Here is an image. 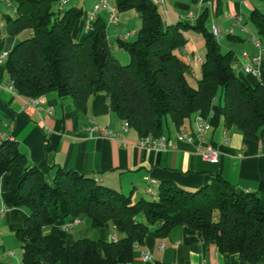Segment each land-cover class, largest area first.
<instances>
[{"label":"trees","instance_id":"obj_1","mask_svg":"<svg viewBox=\"0 0 264 264\" xmlns=\"http://www.w3.org/2000/svg\"><path fill=\"white\" fill-rule=\"evenodd\" d=\"M8 1L14 16L5 14L7 37L26 32L4 59L8 83L17 94L36 98L53 91L85 112L92 95L105 93L110 111L139 137L163 135L165 116L177 130L192 115L207 119L217 101L226 129L235 127L251 140L264 131V72L254 85L237 76L235 55L220 51L207 26L206 8L193 23L165 24L154 0H116L117 11L135 9L141 22L133 40L116 39L130 57L122 64L112 55L106 22L99 13L83 38L76 39L82 8H64L61 0ZM249 18L264 45V13L253 8ZM187 30L200 33L204 40L196 87L188 83L190 66L177 53L188 41ZM4 174V206L28 210L14 232L22 264H126L147 234L165 236L175 226L199 232L221 253L264 264V194L233 190L219 174L193 191L163 182L156 199L133 201L130 194L75 170L58 168L46 176L28 162L16 141L3 139L0 176ZM81 217L95 229L112 224L122 236L80 238L66 245L62 238L44 233L58 221Z\"/></svg>","mask_w":264,"mask_h":264},{"label":"crops","instance_id":"obj_2","mask_svg":"<svg viewBox=\"0 0 264 264\" xmlns=\"http://www.w3.org/2000/svg\"><path fill=\"white\" fill-rule=\"evenodd\" d=\"M256 3L255 0H204L203 8L193 3V8L189 10L193 13L192 17L188 16V11L176 8L166 9L162 17L165 24L178 20L193 23L206 8L213 15L209 28L216 25L228 39L243 42L240 35L230 30L238 27L241 34L251 35L245 21H242V25H234L227 14L241 15L244 10L250 12L253 8L259 9ZM182 4L178 0L175 2V6ZM88 13H84L75 27L76 39H82L87 31L84 22ZM5 14L0 11V55L26 35L24 32L14 39L8 38ZM117 17L116 24L121 20L120 16ZM107 22L113 24L108 20V15ZM133 31L137 30L130 32ZM189 31L193 32L184 31L185 35ZM253 36L258 37L252 34L251 39L243 43L241 51L247 52L251 58L260 55V49L252 41ZM201 46H204L202 36L193 43V47ZM190 49L186 43L181 51H177L189 66L193 58ZM241 52L234 54V71L244 83L254 85L259 76L244 71ZM198 58L201 61V57ZM256 67L261 75L264 72L263 57ZM190 71L194 73L191 68ZM195 116L188 117L180 130L193 133ZM206 120L210 129L205 137L218 152L217 163H210L201 156L197 141L176 140L178 130L172 124L166 125L163 134L172 141V147L160 149L141 146V137L136 131L131 128L124 130L123 121L110 111L105 93L92 95L85 112H80L69 97H59L53 91L43 95V102L38 107L33 106L29 97L8 88L4 60L0 61V142L3 139L16 141L28 162L46 176H53L58 168L75 170L93 176L104 186L130 194L133 201L149 199L150 196L153 199L147 192L148 186L155 194L163 182L193 191L209 184L215 174L224 178L233 190L264 194V131L258 139L251 140L235 127L226 129L218 101ZM98 128L104 132L100 133ZM108 132L111 134L108 135ZM6 180V174L0 176V264H22V248L14 232L22 224L28 210L25 207L13 210L4 206L1 193ZM137 218L142 220L141 216ZM64 224L65 220L49 225L44 228V233L62 238L66 245L80 238L111 239L122 236L112 224L103 230L93 228L86 217H81L80 222L69 229H64ZM143 253H148L149 262L160 264H250L241 260L236 253L219 252L213 244L206 243L199 232L186 226H175L165 236L147 234L134 248L129 264H146L140 259Z\"/></svg>","mask_w":264,"mask_h":264},{"label":"rangeland","instance_id":"obj_3","mask_svg":"<svg viewBox=\"0 0 264 264\" xmlns=\"http://www.w3.org/2000/svg\"><path fill=\"white\" fill-rule=\"evenodd\" d=\"M97 2V0H69L66 4L63 5L64 8L70 7V6H75L82 8L83 10V15L84 13H88L92 10L94 4ZM180 2H183L181 6H175L176 0H164V5H157L158 11L162 14V16L165 15V10L169 9H179L181 11H188L193 8V3L191 0H178ZM256 6L259 8V10L264 13V0H255ZM108 3L112 6L115 7L116 0H108ZM58 6V3H54L53 7L56 8ZM0 11L10 14L11 16H14L13 13V6L11 4L9 5L6 0H0ZM99 15H101L105 22H106V34H107V39L111 47V52L112 55L119 60L120 63L126 64L129 62L130 57L129 54L120 46L118 45L116 39L119 37L120 33L124 32L125 34L129 33L131 30H138L140 27V18H139V13L135 9H129L125 11H117V16H120V22L118 24H110L107 22V13L104 10H100ZM243 20L245 21L247 25V30L250 31V34L256 35V30L253 26V24L250 21L249 18V11L244 10L243 13L240 15ZM83 17V16H82ZM213 19L212 12L210 11L209 13V19L207 22V26L210 27L211 21ZM220 26V25H219ZM221 27V26H220ZM222 28H224V25H222ZM226 29V28H225ZM232 32L237 33L242 37L244 40L243 42L240 41H233L227 38V36L222 35L220 38H217L220 44V51L222 53H225L228 50H233L234 54H238V51H242L243 49V43L249 41L251 38V35H246V34H241L239 32V28L237 27L236 29L230 30ZM26 33V32H25ZM186 36L188 38L187 45L190 47L193 51V58H191V63H190V68L193 70L188 73L187 75V81L188 83L196 87L197 86V80L200 78L201 75V61L198 60V57L203 58L204 56V46H201L199 48L193 47V43L196 41V38L201 37V34L198 32H187ZM135 38V35H128V41H131ZM242 53V52H241ZM240 53V54H241ZM170 119L169 116H165L163 118V126L166 128V125H170ZM149 199H152L151 196Z\"/></svg>","mask_w":264,"mask_h":264},{"label":"built area","instance_id":"obj_4","mask_svg":"<svg viewBox=\"0 0 264 264\" xmlns=\"http://www.w3.org/2000/svg\"><path fill=\"white\" fill-rule=\"evenodd\" d=\"M68 1L69 0H61V5L66 4ZM154 2L158 5L164 4V0H154ZM7 3L10 4L8 0H7ZM195 3L199 8L204 7V0H197ZM100 10H104L107 13L108 20L110 22L115 23V24L118 22L116 8L112 5H110L108 3V0H97V2L94 4L92 10L86 16V19L84 22V27L86 30L90 29L91 21L96 17V15L98 14V12ZM188 16L192 17L193 13L190 11L188 13ZM227 17L233 19L234 25H242L243 18L240 16V14H237V15L227 14ZM242 28L245 29L244 27H242ZM210 30L216 38L221 37V31H220V28L218 26L211 25ZM132 34H135V32L133 31V32H129L127 34L123 33L119 36V38L122 40H126L128 38V35H132ZM252 41H253L254 45L260 49V55L257 57L251 58L247 52H242L241 58L244 61L243 69L246 73H252V74L258 75L260 77V75H259L260 73H259L258 68L256 67V64L258 63V61L262 57L264 58V47L262 46V42H261L259 37L253 36ZM6 54L7 53L4 52L0 55V61H3L5 59ZM198 60H200V58H198ZM8 88L13 91L12 86L9 83H8ZM41 102H43V96H39L36 98H30V103L33 106L38 107V104ZM50 113H52V111H50ZM128 128H129L128 122L123 121V129L126 130ZM209 129H210L209 122L206 119H204L202 116L196 115L195 116V131L193 133H187L185 131L178 130L175 134V139L180 140V141L181 140H186V141L195 140V141H197V149H198L199 153L201 154V156L206 161H208L210 163H217L218 152L211 145V143L207 141V139L205 137V135ZM98 131L100 133L104 132L103 129H101V128H98ZM110 134L111 133L108 132V135H110ZM139 144L141 146H145L148 148H160V149H166L169 146H171V147L173 146L172 141H170V139L164 135H161L159 137H151V136L141 137ZM147 192L150 195H152L153 199L157 198V194L154 193L153 189L150 186L147 187ZM79 222H80V219H78V218H74L72 220H67V221H65L64 229L72 228L74 225H76ZM112 239L114 240L115 237H112ZM140 259L147 263L149 261L148 253L141 254ZM126 264H129V263H126Z\"/></svg>","mask_w":264,"mask_h":264}]
</instances>
